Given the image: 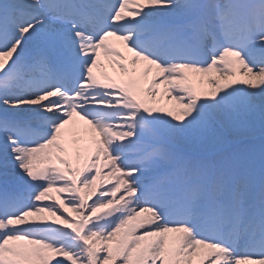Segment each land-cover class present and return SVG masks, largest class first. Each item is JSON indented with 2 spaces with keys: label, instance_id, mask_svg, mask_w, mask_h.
I'll return each mask as SVG.
<instances>
[{
  "label": "snow or ice",
  "instance_id": "6c2138e0",
  "mask_svg": "<svg viewBox=\"0 0 264 264\" xmlns=\"http://www.w3.org/2000/svg\"><path fill=\"white\" fill-rule=\"evenodd\" d=\"M0 264H264V0H0Z\"/></svg>",
  "mask_w": 264,
  "mask_h": 264
},
{
  "label": "rangeland",
  "instance_id": "374dc122",
  "mask_svg": "<svg viewBox=\"0 0 264 264\" xmlns=\"http://www.w3.org/2000/svg\"><path fill=\"white\" fill-rule=\"evenodd\" d=\"M228 139L233 143L243 148L252 143L251 134L248 131L242 130L237 134H230Z\"/></svg>",
  "mask_w": 264,
  "mask_h": 264
}]
</instances>
